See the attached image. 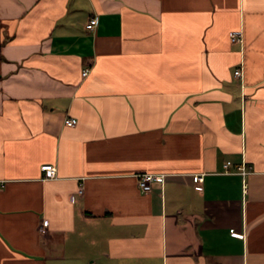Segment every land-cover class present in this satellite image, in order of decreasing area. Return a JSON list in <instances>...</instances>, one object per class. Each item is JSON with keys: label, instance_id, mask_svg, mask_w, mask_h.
Returning a JSON list of instances; mask_svg holds the SVG:
<instances>
[{"label": "crops", "instance_id": "0c3cea01", "mask_svg": "<svg viewBox=\"0 0 264 264\" xmlns=\"http://www.w3.org/2000/svg\"><path fill=\"white\" fill-rule=\"evenodd\" d=\"M0 264H264V0H0Z\"/></svg>", "mask_w": 264, "mask_h": 264}, {"label": "built area", "instance_id": "2783aa9c", "mask_svg": "<svg viewBox=\"0 0 264 264\" xmlns=\"http://www.w3.org/2000/svg\"><path fill=\"white\" fill-rule=\"evenodd\" d=\"M96 23H97V16L93 15L89 18V20L85 26H86V28L91 29L94 27V25ZM229 38H230V41H232V42L240 41L241 40V30L237 29V30L231 31L229 33ZM88 70L89 69L87 67L84 68L82 70V75H86L88 73ZM240 73H241V69L239 67L234 69L233 74L235 76H238ZM75 123H76L75 117L68 116V117H65V119H64L65 125L72 126ZM229 164H230L229 160H227L223 164L224 171L230 172V170L228 168ZM41 169L44 171V177H53L55 175V167L50 165V164L41 165ZM249 171H250L249 167L244 165V163H241V164L236 166V169L234 172H237L244 177L247 173H249ZM192 179H193V182H195L194 187L196 189H199V190L202 189V186L200 184L203 181L202 174H195V175H193ZM155 181L156 182H162L163 181V174L162 173H150V172H142V173L137 174L138 187L144 193L150 192L151 184H152V182H155ZM80 191H81V189H78V192H80ZM71 198L73 199V197H71ZM46 224H47L46 220L41 221L42 226H45ZM230 231L232 232L233 229H230Z\"/></svg>", "mask_w": 264, "mask_h": 264}]
</instances>
